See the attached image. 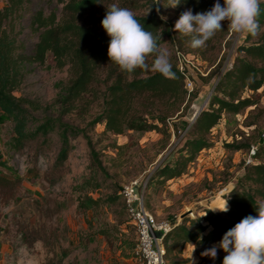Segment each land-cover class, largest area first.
I'll use <instances>...</instances> for the list:
<instances>
[{
	"label": "rangeland",
	"instance_id": "1",
	"mask_svg": "<svg viewBox=\"0 0 264 264\" xmlns=\"http://www.w3.org/2000/svg\"><path fill=\"white\" fill-rule=\"evenodd\" d=\"M5 2L0 0V8ZM141 3L143 8L132 11L134 14L154 11L170 25L175 22V13L162 2ZM223 23L229 33L221 48L220 40H214L205 58L182 49L192 63L183 114L193 101H202L206 109L219 76L238 55L237 47L247 44L246 34L233 33L228 21ZM19 37L28 47L35 41L27 30ZM163 37L161 48L173 58L178 48L168 34ZM66 77L67 69L56 68L48 55L44 64L26 75L16 95L45 106L57 92L55 84ZM241 97L253 104L237 113H223L206 135L210 145L195 155L184 174L163 184H155L151 178L154 170L165 159L177 157L174 147L181 145L180 138L187 137L183 130L175 138L170 124L174 117L167 121L172 133L165 142L154 131L104 133L102 121L91 124L99 114L97 102L83 117L74 111L64 119L85 129V134L72 141L74 149L56 168L55 147L38 148L36 143H29L18 153L7 151L11 123L0 111V176L12 181L10 187L0 188V264H139L133 253L136 233L124 210L121 188L135 178L144 181L145 204L157 220L175 225L180 223L182 214L201 219L206 209L222 196L228 197L247 165L262 159L255 158L254 153L264 137V91L245 90ZM183 120L186 121L179 118V122ZM85 195L100 197L102 201L115 195L118 201L113 205L102 202L97 209L84 210L78 202L84 201ZM204 233L202 244H184L180 253L174 250L165 255V264H203L206 255L201 254L219 241L210 227Z\"/></svg>",
	"mask_w": 264,
	"mask_h": 264
},
{
	"label": "trees",
	"instance_id": "2",
	"mask_svg": "<svg viewBox=\"0 0 264 264\" xmlns=\"http://www.w3.org/2000/svg\"><path fill=\"white\" fill-rule=\"evenodd\" d=\"M158 1L167 3V0ZM56 2L61 5H54L51 0H6L0 8V111L11 123V135L6 143L8 152L18 153L29 143H36L38 148L55 147L53 166L61 167L74 149L72 141L85 134V129L64 118L74 111L83 117L82 114L96 102L99 114L91 124L102 121L104 133L154 131L167 142L172 133L167 121L174 117L170 124L175 138H179L183 130L187 137L180 138L181 145L174 147L177 157L165 159L154 170L151 178L155 184H163L184 174L195 155L210 145L206 135L223 113H237L253 104L250 99L241 97L243 91H264V0L259 3L256 35H245L247 44L237 47L238 55L219 76L206 109L191 124L184 120L179 122V118L185 116L182 112L188 93L175 56L169 57L172 77L150 70L152 55L145 61L148 68L137 67L132 72L122 71L108 60L109 37L100 25L105 10L112 3H118L120 7L136 11L143 8L141 0ZM212 4L208 0H183L175 8H169L177 20L188 8L195 14L210 9ZM134 15L145 30L160 37L156 41L160 48L164 34H168L178 48L175 50L193 52L200 58H205V52L214 40H220L221 48L229 33L222 22L223 27L203 47L194 49L190 47V37L174 30L175 22L170 25L154 11ZM24 30L35 38L31 47L19 37ZM48 55L56 68L67 69V77L55 84L54 98L42 106L16 92L26 75L44 64ZM254 157L262 159L244 168L239 183L228 193V211L215 213L206 209L201 219L183 216L165 236L166 256L174 250L180 253L186 243L195 247L202 244L208 227L220 240L244 216L256 215L255 202L264 199V137ZM11 182L0 176V188L10 187ZM95 182L93 177L92 183ZM76 188L81 189V186L76 185ZM84 198L78 202V207L84 210L97 209L102 202L113 205L118 201L115 195L104 201L87 195ZM167 241L169 245L166 246ZM224 255L218 249L215 259L206 256L202 258L203 264H221Z\"/></svg>",
	"mask_w": 264,
	"mask_h": 264
},
{
	"label": "clouds",
	"instance_id": "3",
	"mask_svg": "<svg viewBox=\"0 0 264 264\" xmlns=\"http://www.w3.org/2000/svg\"><path fill=\"white\" fill-rule=\"evenodd\" d=\"M182 2L183 0H167L164 6L175 8ZM260 2L261 0H222L221 3V0H214L206 11L193 14L191 8L184 10L173 28L190 37V47L194 49L203 47L223 27V21H228L233 33L254 36L259 27L257 16ZM100 25L109 37L108 60L122 71L132 72L137 67L148 68L145 61L148 55H152V72L165 77L174 75L167 50L161 49L156 43L160 37L145 30L130 9L112 3L105 10ZM255 209L256 215L244 216L201 255L214 260L219 249L225 253L221 264H264V199L255 202ZM208 210L227 212V195L222 196Z\"/></svg>",
	"mask_w": 264,
	"mask_h": 264
},
{
	"label": "built area",
	"instance_id": "4",
	"mask_svg": "<svg viewBox=\"0 0 264 264\" xmlns=\"http://www.w3.org/2000/svg\"><path fill=\"white\" fill-rule=\"evenodd\" d=\"M174 56L185 85L190 86L189 75L192 63L179 50L174 51ZM251 152L253 153V150ZM144 188L145 182L135 178L126 183L120 191L124 210L133 223L136 233L134 258L139 264H165L164 239L174 224L157 220L147 209Z\"/></svg>",
	"mask_w": 264,
	"mask_h": 264
},
{
	"label": "water",
	"instance_id": "5",
	"mask_svg": "<svg viewBox=\"0 0 264 264\" xmlns=\"http://www.w3.org/2000/svg\"><path fill=\"white\" fill-rule=\"evenodd\" d=\"M204 103L202 101H193L185 112V120L188 121L190 124L195 121L198 115L203 111ZM186 214H182L181 218ZM158 236V234H156Z\"/></svg>",
	"mask_w": 264,
	"mask_h": 264
},
{
	"label": "crops",
	"instance_id": "6",
	"mask_svg": "<svg viewBox=\"0 0 264 264\" xmlns=\"http://www.w3.org/2000/svg\"><path fill=\"white\" fill-rule=\"evenodd\" d=\"M189 245L188 243H186V246Z\"/></svg>",
	"mask_w": 264,
	"mask_h": 264
}]
</instances>
